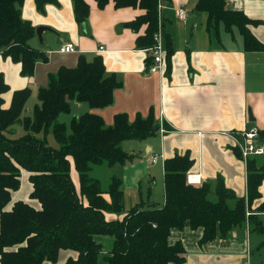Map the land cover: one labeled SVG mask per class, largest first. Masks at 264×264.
<instances>
[{"label":"trees","instance_id":"16d2710c","mask_svg":"<svg viewBox=\"0 0 264 264\" xmlns=\"http://www.w3.org/2000/svg\"><path fill=\"white\" fill-rule=\"evenodd\" d=\"M24 0H0V54L20 63V74L31 76L37 61H47L44 51L32 47L29 40L36 29L24 19L21 7ZM110 0H95L104 8ZM43 13L48 3L57 0H34ZM114 7L139 8L141 13L123 26L143 33L136 37V45L150 49L157 31L158 0H112ZM74 18L81 26L86 24L90 8L86 0H72ZM195 11L207 14V29L212 32L222 23L225 29L237 27L245 50L263 49L264 45L251 32L249 25L260 21L248 17L241 10L226 8L225 0H197ZM167 44V70L170 67L172 47ZM152 59L151 56L147 60ZM121 82L107 75L101 55L87 58L78 56L74 67L60 66L49 74L46 87L37 91V100L30 115H22L31 91L29 87L16 89L9 106L3 105V93L9 86L0 73V263L42 264L56 261L61 249L78 253L65 264H96L102 246L95 241L97 234L114 237L105 256L107 264H183L185 248L181 241L173 244L168 238L172 228H182L187 222L192 229L202 228L200 244L217 236L227 237L247 218L252 230H264L256 214L264 203L251 209L254 199L260 197L259 185L264 178V154L247 159L246 196H237L218 176L215 184L186 182V174L193 165L188 152L175 154L163 161L164 202L136 203L122 219L108 221L105 211L123 210L122 181L113 176L106 190L98 178L90 175L93 165L124 163L135 155L121 148L126 139L142 140L157 132L158 121L152 107L146 116L137 114L131 121L120 112L113 123L105 125L102 117L86 111L72 117L68 125L58 120L61 113H69L70 101L86 102L90 108H102L112 103L114 89ZM22 115V117H21ZM21 121L25 134L12 137L5 131ZM49 128L58 147L46 143ZM264 142V130L259 131ZM236 154L240 157L237 148ZM241 158V157H240ZM78 175V189L71 179V161ZM260 160L261 162H259ZM21 169L29 172L32 184L30 198L37 199L39 208L23 200H16L10 209L6 205L11 193L20 187ZM110 195L107 201L104 193ZM213 196V197H211Z\"/></svg>","mask_w":264,"mask_h":264},{"label":"crops","instance_id":"0c3cea01","mask_svg":"<svg viewBox=\"0 0 264 264\" xmlns=\"http://www.w3.org/2000/svg\"><path fill=\"white\" fill-rule=\"evenodd\" d=\"M86 1L90 12L83 26L74 18L72 0L48 3L43 13L37 10L34 0L23 1L22 17L35 29L44 27L41 36L38 38L35 33L29 43L44 51L47 61H37L33 74L23 76L20 63L0 54V73L9 86L3 93V105L9 106L16 89L29 87L31 95H37L40 87L48 85L49 74L60 66L74 67L80 54L87 58L101 55L106 74L114 75L121 82L113 91L112 103L90 108L86 102L72 99L69 113L74 107L75 117L86 111L95 112L109 126L117 113H126L132 121L137 114L146 116L152 107L159 124L157 132L147 138L126 139L120 143L123 150L135 155L131 160L111 166L105 163L112 168L109 183L117 176L123 190V211H105L106 220L122 219L136 203L162 204L163 161L185 152L193 159L188 172L199 173L201 183L213 185L220 176L237 196H246L247 162L236 154L233 139L227 132L253 126L264 130V48L245 50L242 35L235 26L227 30L220 23L209 31L206 12L194 9L197 0H161L164 67L157 69L152 59L147 60L152 57L151 50L136 45V37L143 33L144 27L135 31L122 25L140 14L139 8H116L112 0L104 8H98L95 0ZM225 5L260 21L249 28L264 45V0H225ZM178 9L185 11V18L178 17ZM167 37L172 47L168 70ZM66 43H72L74 50L60 51V46ZM30 109L25 106L27 115L31 114ZM257 142L263 143V140L258 138ZM152 155L157 156L155 162L150 160ZM71 169L78 180L73 164ZM31 189L29 172L21 169L20 187L11 193L5 208L10 209L16 200L39 208L38 200L29 196ZM154 189L160 199L153 195ZM259 192L260 197L251 203L252 210L264 203V178ZM104 197L111 201L108 193ZM247 214H256V220L264 226V210ZM201 236L202 228L192 229L186 222L182 228L171 229L168 241L182 242L183 264H264V230H252L248 218L225 238L217 236L200 244ZM94 239L102 246L96 264H107L105 256L114 237L97 234ZM77 255L74 250L61 249L56 261L44 260L42 264H65L69 257Z\"/></svg>","mask_w":264,"mask_h":264},{"label":"built area","instance_id":"2783aa9c","mask_svg":"<svg viewBox=\"0 0 264 264\" xmlns=\"http://www.w3.org/2000/svg\"><path fill=\"white\" fill-rule=\"evenodd\" d=\"M161 8V0H158L157 10H158V28L155 32L154 45L150 48L152 54V60L157 69H162L164 67V48L162 43V22L159 15ZM178 17L185 18L186 14L183 9H178ZM102 49V46L99 47ZM62 52H68L74 50V45L72 43H66L59 48ZM227 134L233 139L234 147L237 148L240 153L241 159L246 163L247 159L251 156L263 155L264 154V142L258 143L259 129L255 126L249 129H243L240 131H230ZM150 160L155 162L157 156H150ZM186 182L193 185L201 184V176L198 173L187 172ZM248 213V212H247Z\"/></svg>","mask_w":264,"mask_h":264},{"label":"rangeland","instance_id":"374dc122","mask_svg":"<svg viewBox=\"0 0 264 264\" xmlns=\"http://www.w3.org/2000/svg\"><path fill=\"white\" fill-rule=\"evenodd\" d=\"M142 27L145 28L144 25ZM157 28H158V22H157ZM37 37L39 38L38 35H37ZM36 103H38L37 95L33 96V95L30 94L29 98L27 99V101L25 103V106L26 107L27 106L30 107L31 108L30 110H32L33 107H34V105ZM83 105L85 106L86 104H83ZM76 110H77L76 107H74L73 110H72V112L69 113V114H67V113H61L59 115V117H58V120H60V121H66L67 122L66 124L68 125L69 120L71 119L72 116H74ZM77 112H79V111H77ZM22 115H26V112L24 111L22 113ZM22 115H21V117H22ZM5 133L7 135H9V136L17 137V136H20V135L25 134V129L23 128L22 122L19 120V121L15 122L14 124H12L5 131ZM45 138H46V143L48 145L53 146V147H58L59 146L58 143L55 141V139L53 137L51 128H49V131L45 135ZM70 161H71V165H72V160H70ZM109 169L112 170V168H110L109 166H107L105 163H102V164L93 165L92 168H91V170H90V172H89L92 177H95V178H98L99 179V181L101 183V187L103 189H107L108 188V185H109V171H110ZM71 179H72V181L74 182L75 186L78 189V186H77L78 180L76 179V176H75V172L74 171L71 172ZM213 185H212V187H213ZM153 195L155 197H158V199H160V194L156 191V189H154ZM211 197H213V196H211ZM246 215L249 216L248 214H246ZM255 219H258L257 216L255 217Z\"/></svg>","mask_w":264,"mask_h":264},{"label":"water","instance_id":"95a60500","mask_svg":"<svg viewBox=\"0 0 264 264\" xmlns=\"http://www.w3.org/2000/svg\"><path fill=\"white\" fill-rule=\"evenodd\" d=\"M43 29H44V27H42V26H39V27L36 28V34L39 37L41 36V33H42ZM26 115H27V113H26Z\"/></svg>","mask_w":264,"mask_h":264}]
</instances>
